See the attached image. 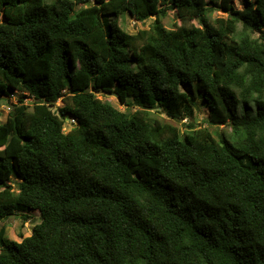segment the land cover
Returning <instances> with one entry per match:
<instances>
[{"label":"trees","instance_id":"1","mask_svg":"<svg viewBox=\"0 0 264 264\" xmlns=\"http://www.w3.org/2000/svg\"><path fill=\"white\" fill-rule=\"evenodd\" d=\"M232 1L0 0V222L41 217L0 264H264V0Z\"/></svg>","mask_w":264,"mask_h":264},{"label":"rangeland","instance_id":"2","mask_svg":"<svg viewBox=\"0 0 264 264\" xmlns=\"http://www.w3.org/2000/svg\"><path fill=\"white\" fill-rule=\"evenodd\" d=\"M49 2L51 0H48ZM232 4L238 8V9H243L244 8V4H243V0H233ZM229 12L224 11L221 8H217L215 7L213 12L210 13L209 15V19L211 21H214L216 18L219 17H223L226 18L229 16ZM153 21L152 18L146 20L145 22H140L137 21L136 19L126 15L123 16V18L120 19V25L122 26V28H124L126 31L130 32V33H135L137 32L139 29L141 28H147L150 26L151 22ZM176 21V18L173 14V12H169V15L164 19V23L166 26H173V23ZM194 24L199 25V20H193L192 21ZM98 97L101 98L102 100H108L110 102H112L116 107H118L121 110H129L127 108V105L124 103H121L120 100L118 99V97L114 94H98ZM27 102H31L33 99H30L29 97H25L24 98ZM129 101H132V99L130 98ZM17 102V97L13 96L10 99H0V122H4L7 118V115L9 113V111L11 110V104L12 103H16ZM61 102L59 101L57 103V105H60ZM209 112V107H207V104L205 102L204 99L199 98L196 101V106H195V120L196 122H198V124L200 125H204L207 126L208 124L206 123V118ZM160 121H167V122H171L175 125H177L181 131H185L186 127H185V122L187 121V119H183V120H173L169 117H167L166 115H162L159 119ZM72 127V125L70 124V122H65L64 125V130L68 131L70 128ZM210 128V130L212 131H223L225 133H227V136H229V133L231 132V127H229V125H221L220 127H216V126H208ZM20 214V213H19ZM22 215H13L8 217L7 219H4L3 221L0 222V229L4 226L5 227V239L6 241H10V240H17L20 241L22 240L21 236H29L32 234L33 231V227L34 225H36L37 223H39L41 221V217H40V212L38 210H29L27 212L21 213ZM25 215L29 216L28 219H25Z\"/></svg>","mask_w":264,"mask_h":264},{"label":"clouds","instance_id":"3","mask_svg":"<svg viewBox=\"0 0 264 264\" xmlns=\"http://www.w3.org/2000/svg\"><path fill=\"white\" fill-rule=\"evenodd\" d=\"M10 109H11V108H10ZM73 119H74V118L66 119L65 122H68V121H69L71 125H74V124H76V119H74V120H73Z\"/></svg>","mask_w":264,"mask_h":264},{"label":"bare ground","instance_id":"4","mask_svg":"<svg viewBox=\"0 0 264 264\" xmlns=\"http://www.w3.org/2000/svg\"><path fill=\"white\" fill-rule=\"evenodd\" d=\"M114 1V0H113ZM120 2V1H119ZM122 2V1H121Z\"/></svg>","mask_w":264,"mask_h":264},{"label":"built area","instance_id":"5","mask_svg":"<svg viewBox=\"0 0 264 264\" xmlns=\"http://www.w3.org/2000/svg\"><path fill=\"white\" fill-rule=\"evenodd\" d=\"M74 120V119H73Z\"/></svg>","mask_w":264,"mask_h":264}]
</instances>
